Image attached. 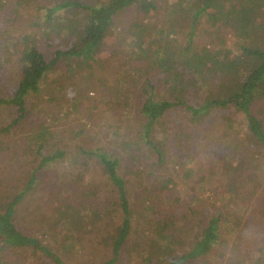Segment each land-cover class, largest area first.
<instances>
[{"label":"trees","instance_id":"trees-1","mask_svg":"<svg viewBox=\"0 0 264 264\" xmlns=\"http://www.w3.org/2000/svg\"><path fill=\"white\" fill-rule=\"evenodd\" d=\"M39 5L0 41V264H264V0Z\"/></svg>","mask_w":264,"mask_h":264},{"label":"rangeland","instance_id":"rangeland-1","mask_svg":"<svg viewBox=\"0 0 264 264\" xmlns=\"http://www.w3.org/2000/svg\"><path fill=\"white\" fill-rule=\"evenodd\" d=\"M45 0H29V2L26 4L25 2H20L19 0H0L1 8H0V22H2V25L0 24V41L5 44H12V42H16V37H19L20 33L23 31L33 32L34 30L39 29L40 25L44 24L41 21L46 16V9H42L39 4H42ZM62 12V10L58 11ZM13 22L12 24H9L8 22ZM15 22H17V25H14ZM13 26H17L13 29ZM232 43L233 39L229 40ZM7 49H2V52H7ZM58 76V77H57ZM52 76L57 77L56 80L58 81L60 79V82L65 83V86L63 88V92L65 97V100H68L70 103L78 94V88L76 84L70 83V81H65L64 78L61 75ZM85 100V99H83ZM82 103V102H81ZM99 103V102H98ZM91 104V101L89 102ZM65 107V105L63 106ZM174 152V149L171 153ZM197 152V151H196ZM201 162V165L204 166V170H202L201 173L206 172V165L209 162V159L204 154H200L198 156ZM195 159V158H194ZM198 161V159L196 158ZM17 163L14 162H7L2 161L0 163V175H6L10 174L11 176L16 175L15 180H12V184H16L17 181V172L16 167ZM139 188L132 186V191L138 190ZM186 190H184V194ZM44 210V209H43ZM46 219L41 217L37 220H29L28 223H24L23 221H20L19 224L26 225L29 229L26 231L28 233H34L37 227H42L45 225ZM53 228L56 227V223H52ZM145 227L149 226V224H145ZM33 227V228H32ZM43 228V227H42ZM44 230H40L36 235H42ZM93 235V234H91ZM54 236L55 234H49L46 236V240L48 242L54 243ZM85 250L81 249L80 252H76L75 255L78 260L82 261L83 263H87L88 260L85 259ZM22 264H43L42 260L37 259V255L33 256V258L28 257L25 262H22ZM52 264V263H48Z\"/></svg>","mask_w":264,"mask_h":264}]
</instances>
